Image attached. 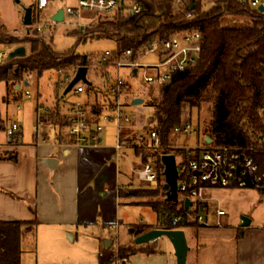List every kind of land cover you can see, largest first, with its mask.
Segmentation results:
<instances>
[{"label":"trees","instance_id":"trees-1","mask_svg":"<svg viewBox=\"0 0 264 264\" xmlns=\"http://www.w3.org/2000/svg\"><path fill=\"white\" fill-rule=\"evenodd\" d=\"M140 1L143 10L136 15L121 14L112 21H99L92 29L71 32L77 37L78 43L86 42L89 38L113 39L117 42L116 52L121 55L131 49L132 58L155 41L162 42L190 30L201 33L202 50L197 63L186 72L176 73L167 80L161 86V99L147 105L154 107L155 112L149 117L146 126L158 128L161 145L153 150L135 148L134 152L140 161L157 162L163 167L162 155L176 152L170 146L172 130L182 122L184 115L191 116L192 111L197 109L198 140L201 144H208L211 140L212 145L242 147L245 153L254 158L259 172L264 174V11L238 0H222L209 9H204L202 0H183L185 7L191 2L195 4L185 11L177 9L175 0ZM35 7L32 6V23L35 21ZM187 13H191V16L188 17ZM30 26L26 27L30 29ZM35 32L34 36L21 38L0 34V44L30 46L29 54L0 62V82H4L8 89H13L17 84L24 85L25 81L28 84L32 80L37 81L50 70L58 71L68 85L80 65H89L87 60L84 62V56L72 50L59 52L51 42ZM110 62L103 67L110 65ZM90 86L92 84L85 88L90 89ZM108 101L111 102L109 98ZM88 105L98 111L94 120L99 122L105 104L93 102ZM39 121L63 127L60 102L47 113H41ZM0 125L4 128L1 115ZM137 132L136 128L124 127L121 130L122 142L132 141ZM17 157V150L0 151V160H17ZM135 178L131 176V182L124 185L120 195L135 199L132 203L151 206L158 217L163 218L159 228L183 229L202 225L186 221L173 225L166 217L183 213L185 207L166 200L163 172L159 175L156 187L137 185ZM250 188L264 192L261 186ZM37 224V220L0 219V264H21L23 240L35 234ZM132 227V235L142 232L140 225ZM156 251L154 244L137 245L131 240L120 245L118 258L123 260L139 252L151 254ZM115 261L116 256L112 253L106 263Z\"/></svg>","mask_w":264,"mask_h":264},{"label":"crops","instance_id":"crops-1","mask_svg":"<svg viewBox=\"0 0 264 264\" xmlns=\"http://www.w3.org/2000/svg\"><path fill=\"white\" fill-rule=\"evenodd\" d=\"M8 53L9 50L0 44V61L4 62L8 59ZM2 83L6 88L3 96L6 105L15 101L17 102L16 108L21 110L23 106L19 98L22 87L25 85H20V87L15 85L13 89H8L7 85ZM92 93L93 97H97L98 91ZM88 101L86 98L85 102ZM57 102H60L62 106L63 116L68 107L64 98H59L47 106L40 102L36 106V123L38 105L52 109ZM0 115L4 122V128H2L5 137L8 127L17 122L21 127L22 138L18 144L9 143L7 138L0 142L1 150H17L18 152L17 160H0L1 220H37V251L48 253L47 250L52 249L53 253L61 258L65 255L63 253H73V245L70 250L65 251L64 248L67 246H65L63 236L65 238L67 234L71 244H75L81 238L79 232L76 231L79 228L95 227L101 232L99 236L94 237L97 244L95 251L98 248L100 250L98 243L100 235L107 236L108 231L114 232L115 235L114 226L116 225L120 234L123 224L120 190L124 186L120 181L121 170L116 160L115 146L105 145L102 134L96 144L86 143L75 146L71 144L65 133V128L49 122H42L39 125V131L46 134L45 142L36 140L35 126L32 134L33 141L23 142L22 123L18 120L8 122V115H2L1 111ZM48 127L54 128V134L49 131ZM48 158L57 159L53 167L46 164L45 161ZM130 182L131 177L126 184ZM117 186L120 187L119 190L116 189ZM128 199L130 203L135 201L130 197ZM156 216V220L150 224L141 221V223H130V227L140 225L141 233L159 228L158 225L163 218H159L157 213ZM250 219V224L242 231L220 229L219 236L208 240L200 239L195 247L190 246L188 254L193 252L195 257L191 261H187V264H264V227L255 225L253 217ZM189 227L197 230L199 226ZM238 229L240 228L238 227ZM137 235L131 233V237L121 243L127 244ZM113 238L104 239L107 251L99 252L101 260L99 264H107L108 258L113 253ZM149 244H154L157 251L151 254L139 252L118 263L115 261L110 264L177 263L175 249L171 241L164 246L158 245V239L149 242ZM91 264H98L96 258Z\"/></svg>","mask_w":264,"mask_h":264},{"label":"rangeland","instance_id":"rangeland-1","mask_svg":"<svg viewBox=\"0 0 264 264\" xmlns=\"http://www.w3.org/2000/svg\"><path fill=\"white\" fill-rule=\"evenodd\" d=\"M36 0H0V34H5L8 37H25L34 36V26L39 24L44 32H35L41 38L46 39L52 43L55 50L59 52L74 51L76 54L82 56L87 55L88 61V73L87 78L91 82L90 89H86L83 93L74 94L73 92L64 95V91L67 87V81L60 77V73L56 70L46 71L39 80L30 81L29 85L22 87L21 97L19 98L23 108L18 110L16 108L17 102L11 101L6 105L3 96L5 95V85L0 82V111L2 115H8V122L11 120H18L23 125V142L33 141L32 134L34 132V126L36 123V106L38 103L43 102L46 106L53 104L57 99H63L67 102L74 101H86L88 98V104L93 102L105 103L108 98V86L114 82L119 76L125 82H127V88L122 90L120 95L121 101L125 104L128 110L134 111L136 114L134 125L138 132H144V125H147L149 117L155 112L154 107L147 106L148 103H156L162 97L161 87H152L145 83L143 80V67H139L137 75L132 74V68L123 66L120 69L114 65H108L102 67L99 64V60L106 51L116 52L117 42L110 38H89L86 42L78 43L77 37L72 34L73 31L83 30L77 27V22L80 21L83 24H87L86 28L92 29L99 21L115 20L121 14L128 15L127 12L122 11L120 13L110 14H94L92 19L86 17L78 18L77 16L65 13V9L68 5L74 4L75 0H51L49 5L42 10H38L35 7L34 18L35 21L30 26L31 30L23 23L25 9L35 6ZM204 9H209L213 3L211 0H202ZM61 10L64 11V19L62 21H55L53 17ZM45 23H49V28H45ZM23 29V32L17 33L16 29ZM29 31V32H28ZM3 46L9 50H13L16 44L5 43ZM25 46L27 53H30L29 44L19 45ZM141 51L135 58L139 59L141 64H157L160 61V53L158 51ZM121 58V56L119 57ZM117 59L116 57L114 58ZM114 60V61H115ZM151 70V69H150ZM106 72H109L111 79L108 82L104 76ZM73 75V73L71 74ZM73 77V76H72ZM71 77V79H72ZM88 84H85V86ZM29 91L31 96L26 95V91ZM88 91L90 93H88ZM98 91L97 97H93L92 92ZM104 91L105 93H102ZM107 93V95H106ZM108 97V98H107ZM136 97H142L144 102L139 105H132L131 101ZM107 109L104 108L100 115V123L104 126L102 133L103 142L108 146H116L117 139V126L115 122H106L104 114H107ZM199 113L197 109L192 111V115H184L180 124L186 121H192V123L198 126ZM5 123H7L5 121ZM42 127V126H41ZM40 127V128H41ZM145 128L148 129L147 126ZM49 131L53 132L54 128L48 127ZM21 130V129H20ZM65 130V129H64ZM170 143H176L178 137L170 135ZM5 133L0 125V142L5 141ZM22 140V138H21ZM20 143V141H18ZM179 142L187 144L191 147H196L201 143L198 140V133L194 131L190 137L180 136ZM18 144V143H17ZM153 150V149H152ZM0 151H3L0 149ZM125 153V157L119 160V169L121 170L120 181L122 185H126L127 181L132 173V166L134 163L140 162V159L136 156L134 149L126 147L122 148ZM135 184H144L137 178L134 180ZM146 184H144L145 186ZM210 193L217 197L219 201H210L212 205V211L220 206L227 213L223 217V227L217 226H199L197 230L192 227L183 228L186 234L188 245L195 247L200 239L208 240L219 236V230H233L242 231L244 227L241 226L242 216H248L254 218V224L264 227V192L259 191L257 188H219ZM121 217L122 228L120 230L121 242H125L128 237H131L130 223H146L150 224L157 218L156 212L151 206L146 204L130 203L128 196L122 195L121 197ZM209 221L211 223L216 222V216L209 214ZM238 227L240 229H238ZM79 232L80 240L75 244H71L68 235L63 236L65 242V251L70 250L73 247V253H63V257L55 255L52 249H48V253H39L36 248L37 233L29 235L23 240V254L22 264H91L95 258L98 264L100 263L99 252L107 251L105 248V238H113L114 232H107V236L100 235L99 248L95 251L96 242L95 236H99L101 233L95 227L87 229L79 228L76 230ZM170 243V240L162 236L158 238V245L164 246ZM122 244V243H121ZM114 253V252H113ZM59 254V253H57ZM195 257V253H189L187 261H191ZM91 261V262H90Z\"/></svg>","mask_w":264,"mask_h":264},{"label":"built area","instance_id":"built-area-1","mask_svg":"<svg viewBox=\"0 0 264 264\" xmlns=\"http://www.w3.org/2000/svg\"><path fill=\"white\" fill-rule=\"evenodd\" d=\"M51 0H36L35 4L38 10H42L49 5ZM213 4L222 0H211ZM252 8L259 9L264 5V0H238ZM191 2L187 7L183 5V0H175V6L180 11L190 8ZM143 10V4L140 0H75L74 4L68 5L65 13L92 19L94 14H110L127 12L130 15H136ZM190 17L191 13H187ZM32 25V24H31ZM50 24L45 23L44 27L49 28ZM87 24L80 21L77 27L85 29ZM37 32H44L43 28L37 24L34 26ZM15 32L21 33L23 29H16ZM29 32V31H28ZM202 35L197 30L185 31L176 34L162 42L155 41L145 51H158L160 61L157 64H141L139 59H132L131 49L124 51L121 55L117 52L106 51L99 60L100 66L109 63L115 57L117 58L110 65L120 69L123 66L132 68V74L137 75L139 67H143V80L152 87H161L167 80L171 79L176 73L186 72L192 68L198 61L202 50ZM145 53V54H146ZM4 56V55H3ZM6 56V55H5ZM121 56V58H119ZM2 62V61H0ZM151 69V70H150ZM137 71L134 73V71ZM109 82L111 75L109 72L104 74ZM127 82L119 76L108 86V94L111 102L104 103L107 114L103 115L106 122L113 121L117 126L118 142L115 146V156L117 163L120 158L125 157L122 148L139 149H157L161 145L159 130L156 126L144 128V132H137L132 141L121 140V130L124 127L136 128L134 125L136 114L128 110L121 101L122 90L127 88ZM85 91V83L79 82L74 86L71 92L80 94ZM26 95L31 96L27 90ZM104 109V108H103ZM49 107L40 106L37 112V123L35 125L36 140L46 141L45 133L39 131V116L41 113H47ZM96 109L89 107L85 101H74L68 103L67 110L63 114V123L65 133L69 137L71 144L81 146L86 143H98L104 130V126L94 120L98 115ZM102 114V111L100 115ZM99 115V118H100ZM21 127L19 123H12L6 130L7 141L16 144L21 139ZM199 131V125L196 127L192 121H186L177 125L171 132V135L178 137L176 143L170 146L176 150L173 153L176 157L178 167V203L185 207V200L190 199L192 205L185 207L183 213L171 214L166 216L177 225L180 221L198 222L204 226L223 227V217L226 211L220 206L212 211L210 201H219L210 191L215 188H250L254 186L264 187V174L259 172V167L254 158L245 153L242 147L218 146L200 144L191 147L179 142L180 136L190 137L192 133ZM171 141V138H170ZM252 149V148H251ZM164 173V166L161 167L157 162L134 163L132 166L133 175L147 186L156 187L159 183L160 173ZM120 189L119 186L116 187ZM209 214L216 216V222L209 221ZM115 235L112 241L113 252L116 256V263L120 261L119 248L121 245L118 226H114Z\"/></svg>","mask_w":264,"mask_h":264},{"label":"water","instance_id":"water-1","mask_svg":"<svg viewBox=\"0 0 264 264\" xmlns=\"http://www.w3.org/2000/svg\"><path fill=\"white\" fill-rule=\"evenodd\" d=\"M194 5L192 4L190 8H193ZM260 11H264V5H261L259 7ZM64 19V11L61 10L58 14H56L53 17V20L55 21H62ZM33 21V10L32 7H28L25 9V14L23 18V23L26 26H30ZM27 53L25 46H18L11 50L8 53L7 58L11 59L14 57H23ZM87 60V55H84V62ZM88 66L83 64L80 65L75 75L72 77V79L69 81L65 91L64 95H67L72 91L74 86L78 84L79 82H83L85 84H90V81L87 78L88 73ZM137 71L135 70L134 73ZM25 86L28 85V81H25ZM17 87H20V84H17ZM144 102V99L142 97H137L133 99L132 105H139ZM212 141L209 140L208 143H211ZM46 164L50 167H53L57 159L55 158H48L46 159ZM162 163L164 165V175H165V183H164V190L166 194V200L167 201H173L178 202V167L176 163V157L173 153H167L162 155ZM190 205H192V201L190 199L185 200V207L188 208ZM250 217L248 216H242V227H247L250 224ZM134 230L131 229L130 232L132 233ZM242 234V232H241ZM165 236L167 237L174 249H175V255L177 258L176 264H187V257L188 252L190 249V246L188 245L186 234L184 229L182 228H153L148 231H145L139 235H137L134 239V242L138 245L146 244L152 241L157 240L158 238Z\"/></svg>","mask_w":264,"mask_h":264}]
</instances>
